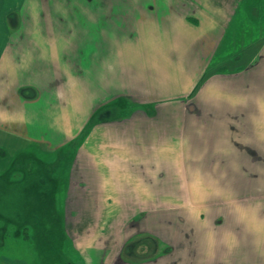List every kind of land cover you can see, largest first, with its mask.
<instances>
[{
	"label": "crops",
	"instance_id": "1",
	"mask_svg": "<svg viewBox=\"0 0 264 264\" xmlns=\"http://www.w3.org/2000/svg\"><path fill=\"white\" fill-rule=\"evenodd\" d=\"M244 22L259 29L250 51L226 54ZM9 127L32 143L14 141L1 170L2 205L36 204L23 219L56 203L58 179L33 144L80 135L61 218L88 264H264V196L240 195L204 244L169 208L200 196L194 167H264V0H0Z\"/></svg>",
	"mask_w": 264,
	"mask_h": 264
},
{
	"label": "rangeland",
	"instance_id": "2",
	"mask_svg": "<svg viewBox=\"0 0 264 264\" xmlns=\"http://www.w3.org/2000/svg\"><path fill=\"white\" fill-rule=\"evenodd\" d=\"M72 2H78V0H72ZM243 15L240 12L237 17L235 16L236 18L232 23L233 27L244 19ZM234 29L232 33L235 32ZM237 30L239 32L237 35L238 42L232 43L229 40L223 45V47H229L225 51L226 54L235 53L234 55H236L238 52H249L251 48L245 51L244 46H249L246 43L247 40L258 33L257 30L259 29L254 32V25L244 22L243 27L239 26ZM35 106H39V103ZM37 128L36 122H33L31 129L33 134L38 135L39 130ZM12 129L13 127H9V131L0 132V186H5L9 182L6 176L2 175L1 170L3 167H11L12 165L17 152L12 147L14 141L25 145L27 143L32 144L31 140L22 137L23 134L15 137ZM25 130L28 129L23 127L22 131ZM40 132L43 131L40 130ZM80 138V135L75 136L59 146L51 147L48 151L38 150L33 144L32 151L35 152L38 159L45 161L44 164L49 167V173L58 179L56 198H54L56 203L49 207L37 205L36 213L39 214V219L36 220L23 219L19 216V212L23 210L30 214L36 204L34 206L31 204L5 206L0 203V261L2 264H88V255L80 251L73 240L65 234L64 221L61 218L72 162L80 148ZM19 159L21 161V158ZM34 160L29 159V167H40V164L44 166L43 163L35 162L34 164ZM197 173L199 174L200 192L198 199H194L195 202L193 203H183V208L180 207V204L177 207L169 205V208L170 211H173L172 213L182 211L183 216L187 218L179 219L180 226H178L177 221L174 224L181 230L184 228L193 232L198 231L199 243L204 244L206 236L203 235L202 229L214 225L222 228L224 226V213L236 211L239 203L242 202L240 195L244 197L249 195L264 196V167H194L193 182H195ZM188 198L191 199L189 196L185 197V199ZM49 211L51 214L47 213ZM198 212L201 214L199 220L195 219L194 216ZM189 215H193L195 218L193 219ZM171 222L173 223V221ZM186 238L189 239V236ZM145 242L149 246L147 252H151L148 255L159 254L157 251L158 238H147ZM140 244L142 246L143 241L137 245ZM91 258L94 259V255H91Z\"/></svg>",
	"mask_w": 264,
	"mask_h": 264
}]
</instances>
